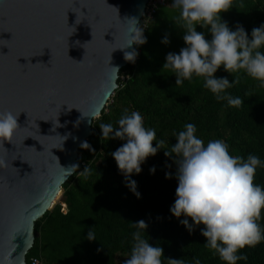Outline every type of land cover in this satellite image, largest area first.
I'll return each mask as SVG.
<instances>
[{
    "label": "trees",
    "instance_id": "16d2710c",
    "mask_svg": "<svg viewBox=\"0 0 264 264\" xmlns=\"http://www.w3.org/2000/svg\"><path fill=\"white\" fill-rule=\"evenodd\" d=\"M172 3L168 0L157 10L144 32L147 42L135 46V63L120 70L118 88L101 115L93 120V132L84 141L90 149L80 146L76 170L63 184L60 202L35 222V239L26 255L27 264H32L33 257L41 264H124L135 231L131 225L140 220L148 225L144 236L149 243L163 248V264H168L167 258L194 264V257L201 264H223L204 246L206 240L200 227L190 234L180 223L184 217L171 215L178 186L177 165L165 151L176 143L175 134L186 123H193L196 135L205 144L219 139L228 144L233 156L246 159L253 154L264 161V88L242 72L231 75L221 67L215 73L218 78L227 77L232 82L236 75L240 76V83L227 90L244 101L241 107L234 108L227 107L226 101L218 102L203 87L202 78L194 77L192 82L185 80L182 86H176L175 75L162 69L168 53L178 54L185 47L184 30L176 23L179 9ZM221 17L231 30L243 26L250 37L253 28L264 24V0H244L243 8L239 0H234L233 8ZM197 31L211 38L207 29L198 26ZM165 36L170 41L167 45L161 43ZM133 111L142 115L146 128L156 130L157 141L165 142L163 149L141 165L142 171L131 176L139 197L125 186V178L111 155L124 141L103 139L99 127L106 123L116 127L125 112ZM153 167L154 174L150 173ZM254 183L264 188V168L256 170ZM62 203L66 204V212ZM257 222L264 228V211ZM89 230L96 240L86 238ZM241 252L247 254L248 260L237 264H264V242Z\"/></svg>",
    "mask_w": 264,
    "mask_h": 264
},
{
    "label": "water",
    "instance_id": "95a60500",
    "mask_svg": "<svg viewBox=\"0 0 264 264\" xmlns=\"http://www.w3.org/2000/svg\"><path fill=\"white\" fill-rule=\"evenodd\" d=\"M148 1L0 0V112L19 115L0 141V264H27L35 222L56 205L130 63L117 49L122 22L140 21Z\"/></svg>",
    "mask_w": 264,
    "mask_h": 264
},
{
    "label": "clouds",
    "instance_id": "9594fccd",
    "mask_svg": "<svg viewBox=\"0 0 264 264\" xmlns=\"http://www.w3.org/2000/svg\"><path fill=\"white\" fill-rule=\"evenodd\" d=\"M233 5L234 0H173L171 6L179 9L176 23L184 30L185 47L178 54L168 53L162 69L175 75L176 86H182L185 80L192 82L194 77L202 78L203 87L218 102L226 101L227 107L239 108L244 101L233 97L227 90L240 83V76L236 75L229 82L227 77L218 78L215 73L221 67L231 75L242 72L264 88V24L253 28L250 37L241 25L231 30L221 14L231 10ZM239 6L244 7V0H239ZM122 23L125 41L117 49L124 50L125 61L135 63L138 52L133 45L138 47L147 42L145 27L135 17ZM198 26L207 29L211 38H207L205 32L197 31ZM169 42L167 36L161 41L165 45ZM130 48L132 50L127 51ZM18 116L11 111L0 112V141L10 140L14 135L19 127ZM99 127L103 139L124 141L111 155L125 178V186L139 197L131 176L139 174L141 165L163 149L165 142L157 141L156 130L146 128L137 111L125 112L116 127L111 123ZM196 133L195 124L186 123L183 130L175 134L176 143L165 151L166 156L174 157L177 165L178 186L170 213L178 219L184 217L180 223L190 234L194 228L200 227L206 240L204 246L223 264L246 262L248 256L241 250L264 242V228L257 222L264 211V188L254 183L256 170L264 168V161L253 154L246 159L233 156L224 141L217 139L205 144ZM81 147L90 149L87 142ZM4 164L0 160V167ZM154 172L153 167L150 173ZM131 227L135 231L131 234L130 253L124 264H163V248L151 245L144 236L148 227L145 221L134 222ZM86 238L96 240L92 230ZM167 260L168 264H184L182 259ZM194 264H201L200 259L194 257Z\"/></svg>",
    "mask_w": 264,
    "mask_h": 264
},
{
    "label": "built area",
    "instance_id": "2783aa9c",
    "mask_svg": "<svg viewBox=\"0 0 264 264\" xmlns=\"http://www.w3.org/2000/svg\"><path fill=\"white\" fill-rule=\"evenodd\" d=\"M168 0H149L143 16L140 20L141 24L145 27L144 32L149 27L151 20L153 19L155 13L160 7L166 6ZM62 210L66 212V204L62 203ZM32 264H41L40 259L33 257L31 259Z\"/></svg>",
    "mask_w": 264,
    "mask_h": 264
},
{
    "label": "rangeland",
    "instance_id": "374dc122",
    "mask_svg": "<svg viewBox=\"0 0 264 264\" xmlns=\"http://www.w3.org/2000/svg\"><path fill=\"white\" fill-rule=\"evenodd\" d=\"M62 193H63V191L58 195V198H57L56 201H55L56 204L60 202V200H61V196H62Z\"/></svg>",
    "mask_w": 264,
    "mask_h": 264
}]
</instances>
